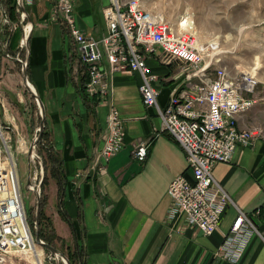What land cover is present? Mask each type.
<instances>
[{"label": "crops", "instance_id": "1", "mask_svg": "<svg viewBox=\"0 0 264 264\" xmlns=\"http://www.w3.org/2000/svg\"><path fill=\"white\" fill-rule=\"evenodd\" d=\"M8 1L15 5L13 0H4ZM108 2L76 0L77 24L88 34L102 36L106 30L102 9ZM27 8L34 22L28 76L44 102L45 127L60 163V170H47L46 194L55 203L52 219L66 248L81 250L85 264H264V137L252 145H238L229 162H217L213 168L216 179L262 232L254 233L240 260L231 263L219 250L238 214L234 205L226 208L209 235L187 225L183 215L166 218L169 183L181 173L190 177V171L184 150L167 132L152 138L160 118L156 108L143 101L140 74L113 72L107 101L85 95L80 86L84 87L86 76L76 45L62 24L51 18V1L38 0ZM1 20V120L11 124L20 149L19 144L31 143L37 130L38 126L33 129L36 108L23 85L22 64L6 56L7 51L16 55L22 50L23 25L14 20L17 27L11 31ZM147 63L159 76L155 82L160 88L158 101L165 107L184 84L180 63L154 57H148ZM252 96L255 104L238 115V125L250 128L261 123L264 129V94ZM112 105L123 118L125 144L96 172L94 162ZM151 138L148 158H135L134 144ZM63 179L66 183L61 184Z\"/></svg>", "mask_w": 264, "mask_h": 264}, {"label": "built area", "instance_id": "2", "mask_svg": "<svg viewBox=\"0 0 264 264\" xmlns=\"http://www.w3.org/2000/svg\"><path fill=\"white\" fill-rule=\"evenodd\" d=\"M37 1L24 0V3L28 7ZM50 1L51 18L67 27L76 45L86 76V93L99 101H107L111 93L109 77L113 72H138L143 101L155 107L160 118V126H154L152 138L167 132L184 150L190 177L181 173L169 183L167 193L171 202L167 220L183 215L187 225L209 235L219 226L226 208L234 205L238 214L225 233L219 251L223 259L237 263L250 237L262 232L216 179L213 168L217 162H229L238 145H252L257 138L264 137L261 126L240 128L238 125V115L255 104L247 96L258 81L255 74L248 70L235 74L227 66L218 64V37L201 41L186 17L182 15L176 22L169 20L160 12L147 9L142 0H109L102 9L106 30L100 37L88 34L77 24L76 0ZM14 4L16 20H20L26 32V15L18 0ZM0 16L3 26L9 30L17 27L4 0L0 4ZM20 53L12 55L7 51L6 56L15 57L23 64L25 57ZM148 57L164 63L179 61L181 75L185 77L183 86L165 107L159 104L160 88L155 84L159 76L150 69ZM106 120L103 144L94 162L96 172L102 171L125 144L124 121L116 106L110 107ZM2 127L0 124L8 148L0 142V263L13 252L30 251L33 244L38 245L27 213L17 161V153L27 154L31 143L19 144V151L12 150L11 137L3 133ZM152 138L134 144L135 158L140 161L148 158ZM35 150L36 165H29L28 182L29 190L37 195L44 169L43 158L37 147Z\"/></svg>", "mask_w": 264, "mask_h": 264}, {"label": "rangeland", "instance_id": "3", "mask_svg": "<svg viewBox=\"0 0 264 264\" xmlns=\"http://www.w3.org/2000/svg\"><path fill=\"white\" fill-rule=\"evenodd\" d=\"M14 2L15 0H13ZM142 2L147 9L160 12L167 19L175 22L183 15L192 23L196 36L201 41L218 37L220 40L218 54L220 61L218 64L227 66L235 74L240 70L251 71L258 81L247 92V95L254 99L252 96L254 93L255 95L256 93L264 94V0H142ZM25 54L24 46L21 56L25 57ZM33 100L36 108L34 129L39 126L40 111L34 97ZM8 105L9 108L13 107L11 104ZM1 110L3 111L0 101V124L3 125V133L11 137V142H9L11 148L14 151H19L17 136L11 131V124L2 122ZM261 117L264 119V113ZM258 126H262V124L260 123ZM2 140L0 136L1 146H3ZM17 154L18 173L22 180V192L34 235L37 195L26 187L30 168L28 154L20 152ZM46 196L44 212L52 219L56 212L55 203L50 201L47 194ZM45 232L51 235L50 225L46 227ZM54 245L66 254L67 248L63 242L56 239ZM36 247L42 252L43 264H65L61 258L59 260L50 259V251L46 247L40 244ZM33 254V250L16 251L9 254L7 260L0 264H36Z\"/></svg>", "mask_w": 264, "mask_h": 264}, {"label": "water", "instance_id": "4", "mask_svg": "<svg viewBox=\"0 0 264 264\" xmlns=\"http://www.w3.org/2000/svg\"><path fill=\"white\" fill-rule=\"evenodd\" d=\"M19 5L21 10L23 11V13H25L27 21L25 23V28H26V32H24L23 34V42H24V46L26 48V54H25V59L24 62L22 64V75H23V83L26 87V89L31 93V95L36 99L38 106H39V111H40V122H39V126L37 127V130L35 132L34 138L31 141V144L29 146V150H28V160H29V165H31L32 163L34 165H36V162L34 160V154L36 152V147L38 145L39 142L43 141V132L45 130V118H46V110H45V105L43 100L41 99V97L39 96V94L37 93V91L35 90V87L33 86V84L31 83V81L29 80V76H28V67H29V54H30V38L33 32V26H34V22L33 19L30 15V12L27 8V6L24 3V0H18ZM28 30V31H27ZM28 32V33H27ZM21 54V53H20ZM42 165H43V169H44V174H43V178L45 176V165L44 162L41 161ZM43 182V180H42ZM27 189H29V182L26 185ZM41 189H42V183L39 186V189L37 190V206H36V216H35V241L42 245L43 247H46L49 251H50V259H56L59 260V258H61L63 260V262L65 264H72L71 261L69 260L68 256L58 247L47 243L44 239L41 238L40 235V229H39V224H40V220H41ZM81 264V262H80Z\"/></svg>", "mask_w": 264, "mask_h": 264}, {"label": "trees", "instance_id": "5", "mask_svg": "<svg viewBox=\"0 0 264 264\" xmlns=\"http://www.w3.org/2000/svg\"><path fill=\"white\" fill-rule=\"evenodd\" d=\"M7 4L9 5L8 8L10 10L12 19L16 20L17 19L16 6L13 5L12 2H10V1H8ZM62 27H63L65 32H68V29L64 24H62ZM80 91L84 92L85 95H87L83 85L80 86ZM91 112H93V110H91ZM37 147H38L39 153L41 154V156L43 158L44 165H45V176H44V179L42 182V195H41V197H42L41 198L42 209H41V220H40V224H39L40 235H41V238L44 239L47 243L54 245L55 240L56 239L61 240V237L56 233V229H55L53 220L49 216H47L44 212V207L46 205L45 199L47 197L45 190H46V186L48 184L47 170L51 169V171H53V172H55L56 170H60V163H59V160L57 158L56 152L52 146V143H51V140L49 137V133L47 132L46 127H45V130L43 132V141L39 142ZM60 183L61 184L66 183V180L63 179V182L61 181ZM62 214L65 218L69 219V215L67 214V212H63ZM48 225L51 226V235H49L45 232V229ZM66 254H67V256H68V258L72 264H80V262H81V264H85V256L81 250H79V251L71 250L68 247L66 249Z\"/></svg>", "mask_w": 264, "mask_h": 264}, {"label": "bare ground", "instance_id": "6", "mask_svg": "<svg viewBox=\"0 0 264 264\" xmlns=\"http://www.w3.org/2000/svg\"><path fill=\"white\" fill-rule=\"evenodd\" d=\"M28 31V30H27ZM28 33V32H27ZM2 130H1V128H0V136L2 137V132H1ZM3 139V138H2ZM2 143H3V146L5 147V148H8L7 146H6V144H5V142H4V140H2ZM13 150V149H12ZM33 251H34V258H35V263L36 264H43V259H42V257H41V254H42V252H41V250L40 249H37V247H36V245L35 244H33ZM63 261V260H62Z\"/></svg>", "mask_w": 264, "mask_h": 264}]
</instances>
